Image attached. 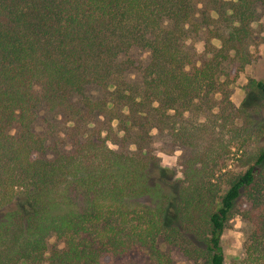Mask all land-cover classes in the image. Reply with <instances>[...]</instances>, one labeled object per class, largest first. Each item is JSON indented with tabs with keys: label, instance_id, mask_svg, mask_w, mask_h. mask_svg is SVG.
<instances>
[{
	"label": "trees",
	"instance_id": "16d2710c",
	"mask_svg": "<svg viewBox=\"0 0 264 264\" xmlns=\"http://www.w3.org/2000/svg\"><path fill=\"white\" fill-rule=\"evenodd\" d=\"M254 19L252 0H0V264L162 260L158 243L167 262L225 264L243 199L246 264H264V142L248 160L247 112L264 109V79L243 107L229 100ZM42 112L67 147L34 128ZM225 128L244 166L232 175ZM154 135L183 151L181 179L159 166ZM52 236L64 248L46 257Z\"/></svg>",
	"mask_w": 264,
	"mask_h": 264
},
{
	"label": "rangeland",
	"instance_id": "374dc122",
	"mask_svg": "<svg viewBox=\"0 0 264 264\" xmlns=\"http://www.w3.org/2000/svg\"><path fill=\"white\" fill-rule=\"evenodd\" d=\"M255 11V19L250 23V34L247 42L248 49V64L245 65L242 72L237 76V79L230 87L229 100L237 109L243 107V102L246 95H251L248 92V82L250 80L264 79V0H252ZM206 34L203 32L196 39V49L200 52L206 43ZM216 46L218 44L214 42ZM126 57L134 59L140 66H145L148 62V53L140 49L132 50ZM131 70L130 76L139 78V73ZM255 105V106H253ZM248 112V160L249 157L261 146L264 142V109L262 103L258 101L253 102L247 108ZM34 128L43 136L55 140L59 146L67 147L64 139V129L60 125V119L57 115L48 114L47 112L38 113L34 123ZM224 147H226L225 159L222 172L234 174L242 171L244 166L241 162H236L240 153H236L235 136L231 129L225 128L222 131V138ZM153 149L158 158L159 166L162 167L163 160H174L175 163L171 166L162 167L167 168L175 174L174 180H179L181 176V157L183 151L176 148L170 140L164 135H154ZM108 146L111 149L116 147L108 141ZM177 153L179 155L177 156ZM244 164V163H243ZM245 165V164H244ZM247 202L245 199L237 207L234 215L230 218L226 225L222 236V248L225 256V264H246L245 247L247 244L248 232L251 230L247 219L243 216V211L247 209ZM159 249L165 254L162 260L156 258L147 259L145 254L138 252L136 259L132 264H202L201 262L188 259L182 256H174L169 262L166 248L158 243ZM64 248L62 240L52 236L47 241L46 257L51 251L61 250ZM144 248H141L143 250ZM140 250V251H141Z\"/></svg>",
	"mask_w": 264,
	"mask_h": 264
},
{
	"label": "clouds",
	"instance_id": "9594fccd",
	"mask_svg": "<svg viewBox=\"0 0 264 264\" xmlns=\"http://www.w3.org/2000/svg\"><path fill=\"white\" fill-rule=\"evenodd\" d=\"M179 155V153H177V156ZM175 161L172 160V161H169V160H163L162 161V167H167V166H171V164H174Z\"/></svg>",
	"mask_w": 264,
	"mask_h": 264
}]
</instances>
